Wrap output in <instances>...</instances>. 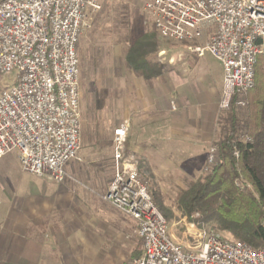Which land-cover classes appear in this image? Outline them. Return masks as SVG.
<instances>
[{"label":"built area","instance_id":"obj_1","mask_svg":"<svg viewBox=\"0 0 264 264\" xmlns=\"http://www.w3.org/2000/svg\"><path fill=\"white\" fill-rule=\"evenodd\" d=\"M100 9L101 0H0V157L17 150L25 173L63 182L67 165L79 157V44ZM144 10L162 38L220 62L223 111L233 103L247 106L264 52V0H144ZM13 72L15 80L2 84ZM128 132L126 123L114 130L116 169L104 200L137 223L143 254L130 264H264V247L215 231L189 247L176 241L137 163L126 155ZM216 161L211 147L209 167Z\"/></svg>","mask_w":264,"mask_h":264},{"label":"rangeland","instance_id":"obj_2","mask_svg":"<svg viewBox=\"0 0 264 264\" xmlns=\"http://www.w3.org/2000/svg\"><path fill=\"white\" fill-rule=\"evenodd\" d=\"M148 29L153 27L144 10V0H101V9L93 13L79 44L81 149L79 157L67 165L63 182L25 173L17 150L0 157V214L15 213L19 208L36 209L38 215H47L50 210L62 213L60 224L59 217L54 215L44 227L47 243L38 264H130L140 258L135 257L138 251L142 252L137 223L105 201L104 195L116 169L114 130L126 123L128 94L131 81L135 80L124 64L127 42ZM165 44H161V49L166 53H158V59L166 65L165 72L167 66L184 65V43ZM197 66L219 81L221 64L212 55L200 58ZM16 76L17 72H13L2 84H11ZM156 81L150 82V95L158 94ZM238 109L244 112L246 107ZM220 110L223 111L221 106ZM170 145H174L175 151H170L176 157L169 153ZM151 147L154 151L138 160L126 145V155L137 163L157 202L173 208L175 216L169 220L172 237L188 247L204 241L213 231L232 239L212 222L199 225L189 221L174 206L181 189L211 170L207 159L214 146L164 143L157 154L156 145Z\"/></svg>","mask_w":264,"mask_h":264},{"label":"trees","instance_id":"obj_3","mask_svg":"<svg viewBox=\"0 0 264 264\" xmlns=\"http://www.w3.org/2000/svg\"><path fill=\"white\" fill-rule=\"evenodd\" d=\"M157 32L141 30L128 41L125 67L148 82L161 80L166 65L158 53L166 41ZM247 106L240 111L235 103L221 112L212 143L217 161L206 174L181 189L175 207L182 217L199 225L215 227L255 248L264 247V54L256 62V81L247 93ZM162 214L174 218L172 207L159 204ZM199 217L196 218V215ZM138 251L135 257H141Z\"/></svg>","mask_w":264,"mask_h":264},{"label":"crops","instance_id":"obj_4","mask_svg":"<svg viewBox=\"0 0 264 264\" xmlns=\"http://www.w3.org/2000/svg\"><path fill=\"white\" fill-rule=\"evenodd\" d=\"M182 48L185 64L167 66L164 77L156 81L158 94L150 95V82L142 77L134 76L135 80L131 81L126 145L138 160L154 151L153 144L157 154L164 143H188L199 147L212 145L215 140L222 112V66L219 81L214 80L197 66L202 57H197L185 44ZM168 148L174 157V145ZM170 149L174 150L171 152ZM14 211L0 214V264H38V257L47 243L44 227L51 223L50 217L54 215L59 217L60 224L62 213L50 210L47 215H38L32 208Z\"/></svg>","mask_w":264,"mask_h":264}]
</instances>
